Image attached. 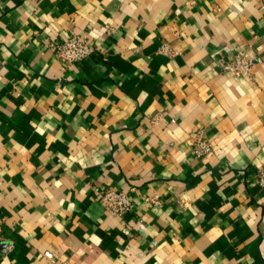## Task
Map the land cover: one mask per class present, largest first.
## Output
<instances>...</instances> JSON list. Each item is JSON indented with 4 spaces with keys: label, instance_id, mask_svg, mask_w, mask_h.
Returning <instances> with one entry per match:
<instances>
[{
    "label": "crops",
    "instance_id": "1",
    "mask_svg": "<svg viewBox=\"0 0 264 264\" xmlns=\"http://www.w3.org/2000/svg\"><path fill=\"white\" fill-rule=\"evenodd\" d=\"M0 58V264H264V0H0Z\"/></svg>",
    "mask_w": 264,
    "mask_h": 264
},
{
    "label": "built area",
    "instance_id": "2",
    "mask_svg": "<svg viewBox=\"0 0 264 264\" xmlns=\"http://www.w3.org/2000/svg\"><path fill=\"white\" fill-rule=\"evenodd\" d=\"M55 53L66 63H73L88 56L95 49L92 41L86 34H72L65 40L54 45ZM2 60L0 58V70ZM224 69L234 74L248 75L254 67V58L245 49L236 51L230 59L225 61ZM213 151L210 140L201 132H197L194 139V152L199 156H205ZM256 180L264 191V162L258 167ZM146 199L158 202V195H148ZM101 200L109 213L125 216L135 209V195L125 189L107 187L101 191ZM3 220L0 218V233ZM1 237V234H0ZM47 257H53L51 251H45Z\"/></svg>",
    "mask_w": 264,
    "mask_h": 264
}]
</instances>
